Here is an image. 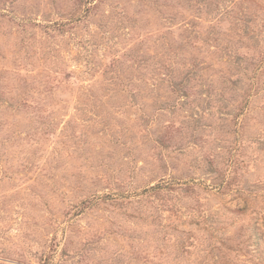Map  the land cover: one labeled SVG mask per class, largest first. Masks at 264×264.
I'll use <instances>...</instances> for the list:
<instances>
[{
    "label": "rangeland",
    "instance_id": "obj_1",
    "mask_svg": "<svg viewBox=\"0 0 264 264\" xmlns=\"http://www.w3.org/2000/svg\"><path fill=\"white\" fill-rule=\"evenodd\" d=\"M0 264H264V0H0Z\"/></svg>",
    "mask_w": 264,
    "mask_h": 264
}]
</instances>
